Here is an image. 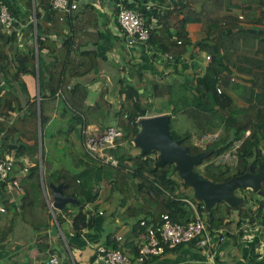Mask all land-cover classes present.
Wrapping results in <instances>:
<instances>
[{
	"label": "trees",
	"instance_id": "trees-1",
	"mask_svg": "<svg viewBox=\"0 0 264 264\" xmlns=\"http://www.w3.org/2000/svg\"><path fill=\"white\" fill-rule=\"evenodd\" d=\"M35 2L36 12L38 7L44 12L43 18L36 23L37 39L40 35L45 36L42 44L53 51L56 44L48 38L55 33L60 35L58 29L63 25L66 14L54 10L52 0ZM26 3L27 8L31 9L32 1L26 0ZM125 4L126 8L132 7ZM4 6L12 18H20L11 6ZM167 7L171 9L161 11L159 7H151L146 10L142 7L136 10L143 14L149 34L145 42L138 43L150 46L154 57L169 56L171 62L181 63L185 54L189 53V48L195 46L187 31L188 26L194 25L198 27L196 46L203 58H209L206 69L192 71L194 73L189 75L191 78L183 82L177 75L169 83L153 82L150 85V96H167L170 99L168 104L175 95L180 96L178 106L173 105L167 110L172 138L188 147L192 155L205 154L193 172L216 184L240 176L247 169L253 174L264 171V0H169ZM152 19L157 20L158 29L150 28ZM12 25H17L14 18ZM249 29L261 30L262 34L251 33ZM38 44L37 52L42 47ZM15 45L16 32L12 30L8 34L0 26V161L12 160L10 171L0 180V209L3 210L0 211L1 251L5 250L7 239L14 234L15 225L21 220L38 235L35 241L36 259L45 264L54 255L52 251L45 253L49 247L48 229L53 226L54 233L59 232L57 237L63 249L67 245L63 228L66 220L72 222L70 229L78 236L82 232H91L99 207L93 205L102 190L120 195V208L125 215L123 220L129 225L122 243L113 238L108 239L104 246L122 251L131 260H134L137 252L133 240L142 231L139 221L145 220L149 225L158 223L161 214H167L177 224L195 221L198 215L204 219L210 234H216L223 241L231 238L228 242L236 248L237 253L254 230L264 243V198L251 190L237 189L234 194L242 198L243 205L237 208L236 214L224 202L206 211L203 203L194 198L192 191L179 178L172 164L156 166L157 151L140 155L133 145L140 130L137 118L166 111L152 110L145 103V94H139L137 88L129 84L124 89V101L114 117V127L122 132V136L114 141L112 147L104 150L111 162L103 163V159L98 156L99 164L90 167V183L85 179L86 174L80 173L81 180H78L66 172L58 173L54 182L65 185L63 195L74 196L75 199L61 211L51 213L47 210L42 191L47 189L48 179L46 170L39 167L36 158L38 147L40 149L43 146V128L52 118L50 107L54 108L57 95L68 93L67 107H72L81 86L64 85L67 83V72L55 63L60 61L59 57L43 63L39 55L36 60L34 46L21 50ZM64 51L66 54L62 55V59L65 63L68 50ZM189 57L194 59L193 54H189ZM191 68L197 69L193 65ZM26 75L38 78L39 96L29 98L22 80ZM217 81L221 83L218 85ZM217 86L221 88V94H217ZM44 87L49 89L47 95L43 94ZM174 87L179 88V91H172ZM101 104L96 103L95 107L99 108ZM82 109L89 110L88 107H82L81 114ZM68 111L66 108L63 116ZM74 119L84 120L78 115ZM173 122H180L179 132L182 135L171 131ZM214 134H217L216 137H213ZM208 136L212 139L204 142ZM83 146L90 153L85 143ZM228 152L235 156L234 164L219 162ZM113 161L116 166H112ZM30 163L34 165L30 167ZM260 190L264 192V181L260 184ZM47 192L48 197L52 198L49 188ZM87 206L93 212L84 211ZM115 215L113 212L112 216ZM51 221L53 225L49 224ZM116 231L119 229L116 228ZM187 244L192 248L196 245L195 241ZM184 245L176 247L174 251L182 249ZM258 245L261 247L262 243ZM201 249L206 250V247ZM257 249L250 248L244 261L239 256H233L231 262L264 264V255ZM93 260L94 257L91 264ZM31 263L32 260L28 262Z\"/></svg>",
	"mask_w": 264,
	"mask_h": 264
},
{
	"label": "crops",
	"instance_id": "crops-1",
	"mask_svg": "<svg viewBox=\"0 0 264 264\" xmlns=\"http://www.w3.org/2000/svg\"><path fill=\"white\" fill-rule=\"evenodd\" d=\"M31 1L32 7L28 9L26 0H0V5L11 6L20 17L19 19L13 17L14 23L17 24L12 26L13 32H16L15 46L21 50L34 46L36 60L39 55L43 63H49L54 61L55 57H59L60 61L55 63L60 64L63 71L67 72V83H64V85L70 87L81 86L72 107H67L66 96H68V93L63 92L57 95L54 108L50 107L52 118L43 128V146L40 149L38 147L36 154L41 169L46 170L47 189L42 191V196L48 205L47 210L50 211L49 202H52L53 198L48 197L49 192L47 191L48 188L50 189V185L62 184L54 182L58 173L66 172L77 177L78 180H81L80 173L86 174L85 179L90 183V167L97 166L99 163L98 155L85 151L83 146L84 134L91 131H101L106 127H114V117L124 101L123 92L126 85L135 86L139 94H145L144 98L146 99L145 89L138 85L143 79L150 83H169L177 75L185 78L196 71L206 69L208 60L203 58L202 53L196 46L198 45V41H195L198 27L194 25L188 26L187 31L191 41L195 42V46L189 48V53L185 54L184 61L181 63L171 62L169 56L157 55L154 57L150 46L138 42L128 44V38L122 35L117 22V14L122 8H126L127 4L125 3L132 5L131 8L126 9L133 11L142 7H149V9L159 7L163 11L171 9V7H167L169 0H163V2L161 0H96L97 3L90 0H80V2L75 0L77 9L64 15L63 25L58 29L60 35L55 33L48 38L56 44V49H53V51L42 44L45 36L40 35V38L37 39L36 23L37 20L43 18L44 12L39 7L36 12V2L35 0ZM154 27L158 29L156 19L151 20L150 28ZM12 30L7 31L8 34ZM37 43L42 46L39 52H37ZM66 49L68 50V58L64 63L62 55L66 54V51H64ZM189 54H193L194 59H191ZM192 65L196 66L197 69L191 68ZM22 80L26 85L29 98L39 96L37 77L26 75L23 76ZM48 93L49 89L44 87L43 94L47 95ZM149 99H152V110L165 109L166 112L160 113L161 115H167V110L171 109L167 105L161 104L159 106V103H163L165 100L167 102V96L155 98L150 96ZM100 102L103 104L99 108L95 107V104ZM82 107H88L89 110L82 109L81 114ZM66 108L70 111L63 116ZM75 115L84 118V120L74 119ZM92 117H95L96 120ZM100 117H103V119H100ZM216 135L214 134L213 137H216ZM29 144L32 143L29 142ZM33 165V163H30V167ZM41 181L43 183L42 179ZM21 193L22 190H20ZM102 194L106 195V200L110 199L108 200L109 209L106 212L99 208L98 200L95 201L93 207L99 206L98 213L102 212V215L96 214L91 232H82L78 236L70 229L72 222L66 220L63 228L67 245L70 248L65 244L63 249L59 245V238L57 237L59 232L56 231L55 234L52 226L48 229L49 247L45 253L52 251L54 255L59 257L62 264H91L90 261L94 257L95 247L105 245L108 239H116L118 236L122 237L120 242H123V236L128 232L129 225L123 223V226L118 227L117 215L112 216V213H117L120 207V195L110 194V191L105 192V190H102ZM72 197L74 198V196ZM86 210L87 207L84 211ZM106 214H109L113 227L119 229L113 235L107 234V228L103 226ZM49 224L53 225L54 222L51 221ZM141 233L142 231H139V234ZM37 238L38 235L32 232V228L19 220L15 225L14 234L7 239L5 250H0V264H28L31 260V264H41L36 259L35 241ZM136 239L133 240V244L136 243ZM229 239L231 238H226L223 242H220L222 246L218 243L212 249L213 254L195 244V248L187 244L178 251H166L164 255L152 259L147 264H233L231 262L233 256H239L244 261L252 247L258 248L257 251L264 255V243L259 240L255 230L252 231L250 236H247V241L245 240V245L239 253L228 242ZM258 243H262L261 247Z\"/></svg>",
	"mask_w": 264,
	"mask_h": 264
},
{
	"label": "built area",
	"instance_id": "built-area-1",
	"mask_svg": "<svg viewBox=\"0 0 264 264\" xmlns=\"http://www.w3.org/2000/svg\"><path fill=\"white\" fill-rule=\"evenodd\" d=\"M52 8L64 14H70L77 9L75 0H52ZM149 7H146L148 10ZM242 17H239L241 19ZM117 22L122 35L128 38V44L135 42H145L148 39V30L145 26L143 14L133 10L122 8L117 14ZM13 18L4 5H0V26L5 31L12 29ZM180 44V42H178ZM208 60L209 58L206 57ZM234 81V78L232 79ZM221 81H217L219 85ZM217 94H221V88L216 87ZM140 118L137 119V122ZM122 136V132L114 127H109L101 131H91L84 134V143L86 149L97 154L103 163H108L111 158L104 156V150L112 147L114 141ZM105 157V158H104ZM235 158L233 153H226L219 159V162L225 163L231 158ZM11 159L0 161V180H3L11 169ZM113 165L116 162H112ZM27 171V169H25ZM15 186V181L13 182ZM9 184V183H8ZM3 212L2 209H0ZM102 215V212L98 213ZM139 226L143 232L138 235L135 243L136 257L131 260L128 255L118 249H110L107 246L99 245L94 250V260L92 264H145L149 259L162 256L166 251L174 250L180 245L195 241L198 247H206L211 250L216 243L223 240L218 239L216 234H210L206 228L204 219L196 216L195 221L187 224L173 223L167 214L159 216L158 223L147 224L141 220ZM117 241H122L118 236ZM45 264H62L56 255L50 256Z\"/></svg>",
	"mask_w": 264,
	"mask_h": 264
},
{
	"label": "water",
	"instance_id": "water-1",
	"mask_svg": "<svg viewBox=\"0 0 264 264\" xmlns=\"http://www.w3.org/2000/svg\"><path fill=\"white\" fill-rule=\"evenodd\" d=\"M97 3L96 0H90ZM251 33L262 34L261 30L249 29ZM168 115H154L143 118L139 122V133L133 140V145L139 150L140 155L150 154L157 151L156 166L162 167L165 164H172L183 183L192 190L196 200L204 205L206 211L213 208L217 203H226L234 212L243 205L242 198L237 197L234 192L237 189L251 190L264 198V192L260 190V184L264 181V171L253 174L250 169L228 181L216 184L205 180L193 172V168L199 165L205 154L192 155L186 146H182L180 141H175L169 131ZM52 192V208L61 211L67 204L74 201V198L65 197L62 184L49 186Z\"/></svg>",
	"mask_w": 264,
	"mask_h": 264
},
{
	"label": "rangeland",
	"instance_id": "rangeland-1",
	"mask_svg": "<svg viewBox=\"0 0 264 264\" xmlns=\"http://www.w3.org/2000/svg\"><path fill=\"white\" fill-rule=\"evenodd\" d=\"M79 2H80V0H79ZM186 78H191L190 76H186L185 78L184 77H179V79L183 82ZM150 82L149 81H145L144 79L138 84V85H140L142 88H144L145 89V91H146V100H145V103L148 105V106H152V99H149V97H150ZM172 91H174V92H178L179 91V88H177V87H174L173 88V90ZM176 94V93H175ZM180 96L179 95H175L174 96V98H173V100L168 104V101H170V99L168 100L167 99V102H166V100H165V102H163V103H159V106H161V104H163V105H170L169 107H171V108H173L174 106L173 105H176V106H178V104H177V101H178V98H179ZM168 98V97H167ZM163 108H165V106H163ZM161 110H164V109H161ZM163 111H161V113H162ZM179 123L180 122H178L177 124L176 123H174L173 122V125H171V127H172V132H175V134L177 135H182L179 131H181L179 128H180V126H179ZM174 124H176L175 125V128H174ZM187 127V126H186ZM186 127H184V128H186ZM206 138H211L212 139V137H210V136H208V137H206ZM205 138V139H206ZM206 140H208V139H206ZM206 140H204V141H206ZM104 155H105V157H108V153H107V151L104 153ZM226 155V154H225ZM230 162H232V164H234V162H235V158H231L229 161H227V163H230ZM200 174L202 173V171H200V170H197ZM189 190H190V192L192 191L190 188H189ZM247 190H249V189H247ZM105 192H107V191H105ZM109 194V193H108ZM105 194H102V195H100V197H99V199H98V203H99V208H102L103 210H105L106 212H107V210L109 209V204H108V200H110V199H108V200H106V198H105ZM115 197V196H114ZM87 210H90L91 211V209H90V207L88 208V206H87ZM91 212H93V211H91ZM117 217H118V219H117V224H118V227L119 226H123L124 224L123 223H126L125 222V220H123V218H124V212H123V209L122 208H118V211H117ZM104 228H107V234H114V232L116 231V229L113 227V222L111 221V219H110V216H109V214H106V216H105V218H104Z\"/></svg>",
	"mask_w": 264,
	"mask_h": 264
},
{
	"label": "clouds",
	"instance_id": "clouds-1",
	"mask_svg": "<svg viewBox=\"0 0 264 264\" xmlns=\"http://www.w3.org/2000/svg\"><path fill=\"white\" fill-rule=\"evenodd\" d=\"M157 115H159V114H157ZM149 116H154V115H146V116H143V117H140V120L141 119H143V118H146V117H149ZM138 119V118H137ZM140 120L137 122V120H136V122L137 123H139L140 122ZM234 152V151H233ZM235 157V156H234ZM110 158V157H109ZM109 162H111V161H109ZM108 162V163H109ZM112 166H116V164L115 165H113L112 164ZM39 167H40V164H39ZM66 197V196H65ZM68 198V197H67ZM68 205V204H67ZM49 209H50V212L52 213L53 211H56V210H53V208H52V202H49ZM141 228V227H140ZM142 232H143V229H142ZM169 251V250H168ZM164 255V254H163ZM152 259H149L146 263H148L149 261H151ZM145 263V264H146Z\"/></svg>",
	"mask_w": 264,
	"mask_h": 264
}]
</instances>
